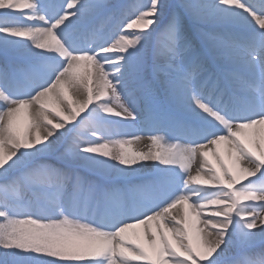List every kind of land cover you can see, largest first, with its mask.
I'll use <instances>...</instances> for the list:
<instances>
[{"label": "snow or ice", "instance_id": "1", "mask_svg": "<svg viewBox=\"0 0 264 264\" xmlns=\"http://www.w3.org/2000/svg\"><path fill=\"white\" fill-rule=\"evenodd\" d=\"M0 264H264V0H0Z\"/></svg>", "mask_w": 264, "mask_h": 264}, {"label": "bare ground", "instance_id": "2", "mask_svg": "<svg viewBox=\"0 0 264 264\" xmlns=\"http://www.w3.org/2000/svg\"><path fill=\"white\" fill-rule=\"evenodd\" d=\"M135 146V145H134Z\"/></svg>", "mask_w": 264, "mask_h": 264}]
</instances>
